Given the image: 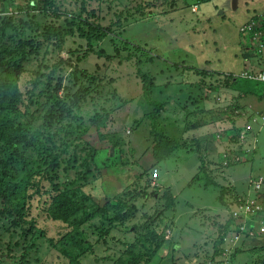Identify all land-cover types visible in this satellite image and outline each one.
Returning <instances> with one entry per match:
<instances>
[{"label": "rangeland", "instance_id": "obj_1", "mask_svg": "<svg viewBox=\"0 0 264 264\" xmlns=\"http://www.w3.org/2000/svg\"><path fill=\"white\" fill-rule=\"evenodd\" d=\"M238 1L234 10L232 0H97L90 6L84 0H0V27L10 19L18 29L0 31V53L6 50L7 66L15 61L21 67L19 75L0 79V105L17 106L0 107V123L40 136L45 147L29 149L46 150L44 162L48 155L57 160L52 181H42L45 166L32 163L34 173L22 165L21 144L5 149L0 143V159L13 170L0 190L14 189L9 201L0 198V264H133L130 252L147 248L138 264H264V221L256 225L264 212L252 214L244 203L264 206V129L247 122L233 131L241 125L236 120L264 123L255 119L262 115L239 111L233 78L189 75L190 67L239 74L241 46L250 60L264 54L253 34L241 31L264 21V0ZM53 26L63 41L47 36ZM21 40L33 46L21 47ZM147 78L155 101L171 94L158 132L185 138L159 162L152 154L156 126L144 96ZM245 79L237 80L241 88L264 92L258 81ZM198 81L215 86L206 107L222 120L184 135V127L162 128L170 121L197 127L191 99L174 92ZM4 91L14 98L5 99ZM183 176L187 184L179 193ZM40 183L51 193L54 184L77 192L84 208L68 221L52 220L45 206L50 194L36 193ZM224 235L231 247L223 252ZM155 248L160 251L152 257Z\"/></svg>", "mask_w": 264, "mask_h": 264}, {"label": "trees", "instance_id": "obj_2", "mask_svg": "<svg viewBox=\"0 0 264 264\" xmlns=\"http://www.w3.org/2000/svg\"><path fill=\"white\" fill-rule=\"evenodd\" d=\"M53 1V0H52ZM45 2L46 4L50 3V0H41V3ZM93 2H97V0H84V2L82 3V5L84 3H88L89 6L92 5ZM85 5V4H84ZM197 7V6H196ZM198 9V7H197ZM193 12H197L192 10ZM128 20V18H126L124 21ZM4 25V26H2ZM12 28L14 30H18L14 24L10 21V19H4L3 22H1V27H0V31H2V34L6 31L7 28ZM61 30L57 27V26H53L51 27L48 32H47V36L53 37L59 41H63V35L60 32ZM82 31V36L84 38L87 39V41H89V44L92 42V38L90 35L87 34V32L85 30H81ZM26 33V29L22 30L21 32V36L22 39L25 37L24 34ZM67 34L73 35V30H71L70 32H66ZM27 44H30V46L32 47L33 44L30 42V40H21V47L23 45V47ZM264 47V43H261V48ZM31 49V48H30ZM18 50L22 51V53L24 55L27 54V49L26 48H19ZM258 52V51H257ZM248 54V53H246ZM249 55V54H248ZM6 50H2L0 53V79L3 77L4 74H8V75H13V74H17L19 75V70H21V67L18 66L17 64H15V61H11L12 63H10L8 66L6 64ZM189 69H195V71L202 73L203 75H210L212 77V79H218L220 78L219 76L222 75V73L220 72H209L208 70H203L199 71V68H195V67H190ZM214 76V77H213ZM210 77V78H211ZM149 78H147V80H145L146 82L144 83V96L146 99V102L154 107V111L152 113L149 114V118L152 121L153 126L155 125V128L151 129V134H152V138H153V149H152V154L153 156L157 159V161H163L165 159H163V157L167 154H169L170 151L176 150L178 148H181V146L185 143L182 141H178L176 138H171L172 136H170L168 133H159L157 130V126H158V121H159V115L161 113V111L163 110V105L164 103H166L169 99H171L169 96H167L163 101H161L160 99L155 101L152 98V81L148 80ZM215 80V81H216ZM211 82V80H209ZM197 82V81H196ZM208 81H204L203 84L198 81V83H183L185 84V89H179L181 93H185V90H189L190 92V104L191 106H195V113L194 116L197 115V118L195 119V121L193 122V125H196L197 127H202L204 126H209V128L213 124V120L215 119H221L222 115L217 114L215 116L214 114V109L213 108H207L206 106V101H205V96H207V91H210V89H216L215 86H213L212 83H210ZM206 86V89H205ZM197 88V89H196ZM204 90V93H203ZM186 94V93H185ZM4 97L5 99L8 98H14V95L11 94L8 91H4ZM209 97V96H208ZM190 106V108H191ZM0 107L2 109H13L15 110L17 108V106L15 104H13L12 108L6 105H0ZM206 111V112H204ZM11 112L7 111L4 114ZM198 118H202V119H198ZM6 120H9V118H7ZM210 121V124H206V121ZM222 120V119H221ZM0 121H3V119H1L0 117ZM219 120H215L216 124ZM196 127V128H197ZM188 129V128H187ZM242 129L239 127H236L235 129H233V131H236L237 133H240ZM232 130L230 131L229 129L223 130V133H225L226 136H230V134L233 132ZM35 134L29 135L28 131L26 130V128H23L21 126H6L5 123H0V143H4L5 149H7L8 147H14V144H21L24 149V152H20L21 154V161H22V165H27L32 171V163L35 166L36 162H38V164H42L45 166V168H43L41 170L43 177H42V181H52L53 177L50 174L51 171L53 170L54 167H56L57 165V160H50L51 155L47 156V161H42V156H44V153L46 150H43L42 152H33L36 149H29V148H37L40 146H44L43 142L40 140L41 137L37 136L38 138L34 137ZM220 135V134H219ZM216 137L214 135H212V139L214 140ZM217 138L219 139L220 137L217 135ZM47 152V151H46ZM83 152H81L82 154ZM88 153V152H87ZM88 156V154L85 155V165L88 167L87 170L89 172H93L90 171V165L87 163V159L86 157ZM162 163V162H161ZM34 173H36V170L33 171ZM13 174V170L12 167L9 165L8 161H4L2 159H0V183H4L5 178L8 176H12ZM43 184H38L36 187V193L38 195H43L45 193L50 194V200L45 202V206H46V213L47 215L52 219V220H60V221H68L70 219V217H73L77 214V212L79 210H81V208H84V205L80 204V202L77 200V196H75V194L77 192H70V191H61L60 187L54 186L53 189V193L49 192L45 187H42ZM44 189V191L42 192V190ZM12 190H14L12 187H7V188H1L0 190V198H4V200L9 201V199L11 198V195L14 193L12 192ZM256 192H260L259 190H256ZM264 212V211H263ZM262 212V213H263ZM261 221H264V218L259 219L258 222H256V225L258 223H260ZM229 231V230H228ZM161 240L164 241L163 238H161ZM153 241V245L154 243L158 242V239H152ZM222 248L221 250L224 252V250L227 247H231V244L229 243L228 240V235H224V237L222 238ZM239 249V248H237ZM237 249L235 250V252L233 254L236 253ZM160 251V248H155L153 253H152V257L156 255V253ZM150 252L149 248H147L146 250H139L138 253H135V255L132 254V251L130 252L131 257H128V263L132 262L133 264H138V262H140L141 260V254ZM239 252V251H238ZM232 254V255H233ZM240 254V253H239ZM229 255L228 257L232 256ZM244 256V253H242L240 255V257ZM247 256V254L245 255V257ZM248 257H251L248 256ZM148 263H150L152 260L149 257L148 259ZM246 263H248L246 261ZM253 264H263V262H259L256 263L254 262Z\"/></svg>", "mask_w": 264, "mask_h": 264}, {"label": "crops", "instance_id": "obj_3", "mask_svg": "<svg viewBox=\"0 0 264 264\" xmlns=\"http://www.w3.org/2000/svg\"><path fill=\"white\" fill-rule=\"evenodd\" d=\"M238 3H239V1H238ZM234 10H237V8H234ZM251 24L254 25L256 23L252 22ZM251 24H249V27L247 28L248 30L251 28L250 31H246V30L243 31L244 28H242L241 31L242 32H247L249 34H253V39H252L253 41L255 40V42L264 43V40H263L264 39V21H262L260 24H258L257 27H256V25L252 26ZM203 36H205V35L198 36V38H200L201 40H203ZM242 47H244L243 50H242ZM246 50H247V48H245V46H241V59L242 60H241V64H240L241 65V69L239 71L240 72L239 74H236V73H223L221 71H217V72L222 73V75L219 76V77L225 78V80L233 78L234 85L232 87H234V88L232 89V92H233V95H234L233 98H235V100L232 101V102H234V103H236L238 105V107L240 108L239 111L242 112L243 110H245L243 108L246 107V113L252 112V113L258 114L260 116L262 115L260 118L256 116L255 119H257V121H260V120L264 121L263 120L264 119V92L263 91H257V90H255L253 88H241V86L238 85L239 84V81H237L238 79H242V80H244V82L245 81L248 82L242 76V74L246 73V72H244L245 70H248L249 69L247 72H250V73H253L254 74V73H258V72H253V71H260L261 69H264V54L263 55H259L256 52V55L255 56H257V57H252V59L250 60V58H249L250 56L249 55H252V54L251 53L249 55L248 54H245L244 52ZM238 67H239V64L236 63L234 65V68H238ZM251 70H253V71H251ZM193 71H195V69H190L189 75L190 74H195L196 76L199 77V75L197 73H194ZM194 82H196V81H194ZM249 83H251V82H249ZM251 84H253V83H251ZM256 84L259 85L264 90V84L263 83L258 82ZM235 85H238V86H235ZM259 88H258V90H259ZM190 92L191 91H189V90H185V93H186L185 94V93H181L180 90L178 89L174 93H177V95L180 93V97L181 98L189 100L190 99V96H189L190 95ZM209 92H211V91H209ZM203 93H204V90H203ZM170 95L171 94H169L168 96L170 97ZM208 96H209V94L207 96H205V98L208 97ZM160 100L163 101L164 99H160ZM249 101H252L253 106L252 105H250L249 107L246 106ZM166 103H164L163 108H164V106H165ZM190 109H194L195 110V106H191ZM196 116H194V117H196ZM180 117H178L177 119L181 123H184V121H181L180 120ZM198 119H202V118H198ZM170 120H172V119H170ZM247 122H249L250 125H252V127H253V129L255 131L256 130H262V129H264V123L263 122H258V123L257 122H254L253 123V122H251V121L248 120V117L246 118V120H244L243 118H240V119L236 120V123L237 124H241V125H239V128H243V129L245 127L244 125ZM206 124H210V121L209 122L206 121ZM254 124H259L260 127H257V125H254ZM182 127H184V131H182V135H184L186 133H191V132L198 133L202 129H204L205 131H208L209 130V126H204V125L202 127H200V128L197 127L195 129H187L186 126H180V125H178L174 121H170V122H167V123H165V124L162 125V128H164V129H166L167 131H170V132L172 130L177 131V130L181 129ZM200 137L201 136H198L196 139H201ZM181 141L184 142L185 141V138L182 137V140ZM181 179L185 180V183L179 188V193H180V191L183 188H186V184H187L186 179L184 178V176ZM195 187H196V185H195ZM228 197H230V195H228Z\"/></svg>", "mask_w": 264, "mask_h": 264}, {"label": "built area", "instance_id": "obj_4", "mask_svg": "<svg viewBox=\"0 0 264 264\" xmlns=\"http://www.w3.org/2000/svg\"><path fill=\"white\" fill-rule=\"evenodd\" d=\"M196 10H197V7L194 8V11H196ZM242 76L244 78L253 79V80H256V81L264 84V71H259L258 73H254V74L250 73V72H246V73L242 74ZM244 203H246L245 205L247 207L248 212H250L252 214H261L262 208L259 206V204H256L255 202H249V201H246ZM251 210H254L255 212H251Z\"/></svg>", "mask_w": 264, "mask_h": 264}, {"label": "clouds", "instance_id": "obj_5", "mask_svg": "<svg viewBox=\"0 0 264 264\" xmlns=\"http://www.w3.org/2000/svg\"><path fill=\"white\" fill-rule=\"evenodd\" d=\"M231 155H232V154H231ZM231 155L227 154V155H225V156H224V158L230 157ZM256 190H259V188H256V189H255V191H256ZM259 191H260V190H259ZM256 198H257V200H259V198H258V197H256ZM258 204H259V206L262 208V210H261V211L263 212V211H264V206H263L262 202H261V201H259V202H258ZM262 212H261V214H260V215H262ZM261 222H263V221H261Z\"/></svg>", "mask_w": 264, "mask_h": 264}, {"label": "water", "instance_id": "obj_6", "mask_svg": "<svg viewBox=\"0 0 264 264\" xmlns=\"http://www.w3.org/2000/svg\"><path fill=\"white\" fill-rule=\"evenodd\" d=\"M237 1L238 0H233L232 2H233V8H237Z\"/></svg>", "mask_w": 264, "mask_h": 264}]
</instances>
